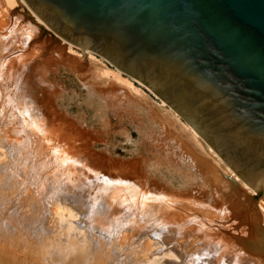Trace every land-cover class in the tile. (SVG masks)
Listing matches in <instances>:
<instances>
[{
  "label": "bare ground",
  "instance_id": "1",
  "mask_svg": "<svg viewBox=\"0 0 264 264\" xmlns=\"http://www.w3.org/2000/svg\"><path fill=\"white\" fill-rule=\"evenodd\" d=\"M17 5L36 26L3 24ZM38 27L48 29L24 0H0V84L17 82L0 93V264H264V202L233 189L199 135L106 60L58 36L63 44L37 51ZM61 69L81 83L96 134L58 109L65 88L48 76ZM111 115L136 122L140 140L121 130L133 154L144 142L154 157L116 166L94 150L82 136L111 132ZM163 170L180 189L157 178Z\"/></svg>",
  "mask_w": 264,
  "mask_h": 264
},
{
  "label": "water",
  "instance_id": "2",
  "mask_svg": "<svg viewBox=\"0 0 264 264\" xmlns=\"http://www.w3.org/2000/svg\"><path fill=\"white\" fill-rule=\"evenodd\" d=\"M164 102L264 202V0H24ZM86 55V53H85Z\"/></svg>",
  "mask_w": 264,
  "mask_h": 264
},
{
  "label": "rangeland",
  "instance_id": "3",
  "mask_svg": "<svg viewBox=\"0 0 264 264\" xmlns=\"http://www.w3.org/2000/svg\"><path fill=\"white\" fill-rule=\"evenodd\" d=\"M7 12H8L7 13V16L9 18L8 17H7L8 19L5 18L4 19V23H3V24H5V26L7 28H9L8 26L10 24H11V26L14 25V27L16 29H18V30H20L22 28H26V26H25L26 24H27V27H29V26L30 27L36 26V23H33L34 21L31 19L30 15H29V12L26 9L22 8L21 6H19V5H17L14 9L13 8H9V11H7ZM6 19L8 20V22L6 21ZM9 20H10V22H9ZM11 21H12V23H11ZM38 28L39 29H38L37 37H36L38 44H36L37 46L36 45L35 46L37 48V47H39L38 45L45 44L44 46L46 48L45 49L42 48L43 53H45L48 50L47 47H52V46L54 47L56 45H61V44L64 43L60 39L58 40L57 39V36L55 34H53L50 30H46L45 27H38ZM38 40L39 41L41 40V41L39 42ZM36 48L34 47V50H36ZM32 49H31V51L34 52V53H36ZM37 51H39L38 48H37ZM67 51H68V49H67ZM98 58H100V57H98ZM15 62H14L13 68L15 66L14 69L16 70L18 68L19 64L17 63L18 61H15ZM106 64L111 69L114 68V67L110 66L108 63H106ZM14 69H12V70H14ZM13 72H16V71H12V73ZM57 73L58 74H56L55 72L54 73L51 72V73H49L50 75L48 77H49V79L51 81H53L54 83H56L58 86H61L62 87L61 89H64L65 88V90H63V93H62V96L64 98L66 97V95L68 96V97L65 98L64 101H63V97L62 96L59 97V100L57 102V105L59 106L58 109H60V112H62V111L65 110L66 113H67V115H68V117H69V115H70L71 118H74L75 117L76 120H79V122H80L81 125H82V122H83V125L84 126H82V127L83 128L84 127L87 128V130L89 129V131H92L93 132V130L94 131L101 130V128L99 127V123L96 120V117L94 115L93 110L87 108L81 102L84 99L83 97H85V91H84L81 83L79 82L78 78L75 77L74 75L68 73L67 71H65L63 69H61ZM123 76L125 78H130V77H128L125 74ZM0 80H1V78H0ZM3 82H5V80ZM11 83L12 82H10L8 84V86L6 85V87H4V88L0 84V89H1L0 90V93H2V91H3V93H2L3 95H4V93H7V94H10L11 93V94H13L14 93V90H15L14 87H16L17 82L16 81L15 82L13 81V83L12 84ZM134 84L136 85V87L145 90V88L143 86H141L140 84L135 83V82H134ZM5 88H8L9 90L8 89L5 90ZM75 93H77V94H75ZM148 93H149V95L151 97L154 98V100L156 102L162 103L159 99H156L153 96V94H151L150 92H148ZM2 94L0 95L1 97H2ZM35 94H36L37 97H43L44 96V92L43 93H41V92L39 93V91H36ZM72 94H73L72 97L74 99L73 101L70 98ZM75 97H76V99H75ZM61 98H62V101H60ZM68 98H70V99H68ZM1 101H3V100H1ZM79 103H80V106H78ZM110 117H111V119H110V124H111L110 131L111 132H109L108 134L102 133L103 136L102 137H98L97 140H96V138H94V135H90V136H92V138H90V136L88 134H85L86 135L85 137L82 136L83 138H87V139H84V140H87V141H90L91 140V143L94 145V147L92 146V148H94V150L97 149V151L104 152L107 155H113V157L115 158V161L113 162L114 163L113 165H116V166L119 165V164H121L123 162V160L125 161V159H130V158H134V157L135 158H142L143 157V159H151V158L154 157L153 156V153H151V151L147 148V146H146L147 144H145L144 142H141V141L140 142L143 143V144H141L142 147L140 145L141 148H139V150L141 151L140 154L139 155H135V153L133 154V152H134V149H133L134 148V145L127 143L125 141L124 136L121 134V130L123 131L125 129V131H128L130 133L131 139L133 141L140 140L141 138L139 137L137 131L135 130L136 122L134 123V122H131V120L129 121V120H126V119H121V118H119L117 116H114V115H111ZM67 118L66 117H61V119H58V120L59 121H65V120L66 121H69ZM62 119H64V120H62ZM93 133L96 134L95 132H93ZM45 171H46L45 169L42 170V173H41V171H39V175L42 174L40 179L36 178L35 181H33L32 178H29L30 179V183L31 182L32 183H34V182L35 183H40L42 181V179L48 173L47 171L46 172ZM141 172H142L141 174H143V171H141ZM144 172L145 173L143 175H147V176L149 175L148 174V171L144 170ZM157 178H159L161 181H164L165 179L171 180L172 183H169V184L167 183L166 184L168 188H169V186H171L169 188L170 190L171 189L173 190V189H180L181 188V182L177 178H173V176L170 173H168L167 171H165V170H163L160 174H158L157 175ZM26 183H29V180H26ZM160 185L162 186L163 184H160ZM166 185L164 183L163 186L165 187ZM25 264H29V262H27Z\"/></svg>",
  "mask_w": 264,
  "mask_h": 264
}]
</instances>
